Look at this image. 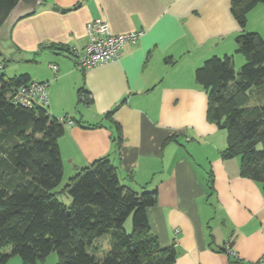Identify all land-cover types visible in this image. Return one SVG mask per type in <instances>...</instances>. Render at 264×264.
<instances>
[{
    "label": "crops",
    "instance_id": "1",
    "mask_svg": "<svg viewBox=\"0 0 264 264\" xmlns=\"http://www.w3.org/2000/svg\"><path fill=\"white\" fill-rule=\"evenodd\" d=\"M97 17L114 33L142 34L83 70L72 50ZM245 30L264 37V2L248 12ZM240 32L231 0H45L11 29L10 43L40 56L25 73L48 82L49 113L73 121L58 138L63 177L107 156L123 184L155 189L148 223L160 246L175 248L174 264H264V187L241 174L238 156L222 155L226 130L208 119V93L195 79L213 55L243 63ZM80 88L89 100H78ZM55 262L50 253L41 264Z\"/></svg>",
    "mask_w": 264,
    "mask_h": 264
},
{
    "label": "trees",
    "instance_id": "2",
    "mask_svg": "<svg viewBox=\"0 0 264 264\" xmlns=\"http://www.w3.org/2000/svg\"><path fill=\"white\" fill-rule=\"evenodd\" d=\"M17 1L0 0V25ZM260 2L231 0L241 27L235 37V51L244 59L239 71L233 55H213L195 69V79L208 93V119L226 130L222 155L238 156L241 174L264 187V37L245 30L248 12ZM31 80L27 73L0 72V264L12 256L22 264H41L52 251L55 264H174L175 248L160 246L148 223L156 190L138 192L123 184L107 156L78 168L58 188L63 176L58 138L66 122L46 105L13 100ZM254 89L261 103L248 106ZM85 95L80 88L78 100H89ZM62 193L71 197L69 204L58 197ZM104 235L109 248L98 257L95 242Z\"/></svg>",
    "mask_w": 264,
    "mask_h": 264
},
{
    "label": "built area",
    "instance_id": "3",
    "mask_svg": "<svg viewBox=\"0 0 264 264\" xmlns=\"http://www.w3.org/2000/svg\"><path fill=\"white\" fill-rule=\"evenodd\" d=\"M85 34L87 40L84 46L81 49L72 50L76 66L83 70L116 58L121 46L127 41L135 43L142 31L114 33L104 18L97 17L86 22ZM50 67L56 74L57 65L51 64ZM47 85L48 82L46 81L31 80L15 91L13 100L24 106H31L35 103L47 105ZM59 118L61 121H65L67 125L73 122L64 115Z\"/></svg>",
    "mask_w": 264,
    "mask_h": 264
},
{
    "label": "rangeland",
    "instance_id": "4",
    "mask_svg": "<svg viewBox=\"0 0 264 264\" xmlns=\"http://www.w3.org/2000/svg\"><path fill=\"white\" fill-rule=\"evenodd\" d=\"M8 40L9 39L2 40L0 42V63L1 65H4L3 67L0 68V72H3L6 76H13V75L23 74L27 72L28 70L31 71V70H35L39 68L40 56L35 57L33 56V54H28L24 50L17 48L15 45L10 43ZM242 64H237V62H234L233 60V67H234L235 73L239 71ZM232 87H233V82H230L229 88H232ZM251 94L253 95L249 96L246 105L250 106V105H255L257 103H261L257 99V93L255 92V89L251 92ZM260 147H261V144H258L257 148H260ZM66 180L67 178L65 176L64 177L62 176L60 184L58 185L59 189L65 184ZM58 197L62 201H64L66 204L67 203L69 204L71 202V197L67 193H62ZM124 228L127 231L130 230L131 217H129L126 220L124 224ZM108 243H109V235H104L95 242V244L99 246V251L98 253L96 252V255L98 257H102L106 253V251L108 250ZM51 253L56 254L55 251H52Z\"/></svg>",
    "mask_w": 264,
    "mask_h": 264
},
{
    "label": "water",
    "instance_id": "5",
    "mask_svg": "<svg viewBox=\"0 0 264 264\" xmlns=\"http://www.w3.org/2000/svg\"><path fill=\"white\" fill-rule=\"evenodd\" d=\"M45 0H18L16 4L10 9L6 18L3 20L0 25V41L7 40L10 38L11 29L14 24L20 20L21 18L32 14L36 7L44 4ZM55 10H60L61 12H65L68 8H58L53 7ZM264 128L260 130L263 132ZM231 247V245H230Z\"/></svg>",
    "mask_w": 264,
    "mask_h": 264
}]
</instances>
